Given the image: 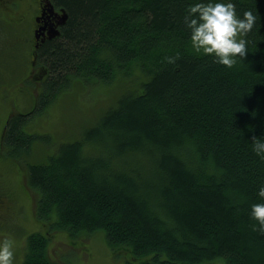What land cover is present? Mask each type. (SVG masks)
Here are the masks:
<instances>
[{
  "label": "trees",
  "instance_id": "obj_1",
  "mask_svg": "<svg viewBox=\"0 0 264 264\" xmlns=\"http://www.w3.org/2000/svg\"><path fill=\"white\" fill-rule=\"evenodd\" d=\"M50 2L68 17L37 47L26 28L34 15L22 25L21 13L8 20L0 4L15 38L0 62L17 66L25 56V82L44 85L32 110L9 113L0 140V156L25 158L36 217L51 221L48 232L28 236L21 264H72L48 251L58 229L102 232L115 254L128 252L124 264H264V231L250 216L264 200V158L253 150L254 138L264 140V0H236L241 15L251 8L257 20L232 67L191 49L189 0ZM119 76L141 87L127 82L81 139L30 162L34 114L75 80ZM1 185L0 217L8 218L15 196Z\"/></svg>",
  "mask_w": 264,
  "mask_h": 264
},
{
  "label": "rangeland",
  "instance_id": "obj_2",
  "mask_svg": "<svg viewBox=\"0 0 264 264\" xmlns=\"http://www.w3.org/2000/svg\"><path fill=\"white\" fill-rule=\"evenodd\" d=\"M21 7L26 8L27 3L24 1ZM36 10L37 4L34 8L29 6L26 10L29 18L35 15ZM19 13L14 12L13 15L17 16ZM0 22L3 23L2 27L0 26V51H3L15 43V38L9 34L8 27L1 17ZM29 42L32 43V39ZM17 51L19 53L18 48ZM24 57L19 58L20 64L17 66L6 61L0 62V140L9 113L15 110L16 113L25 114L34 108L43 94V79L34 85L25 82L29 61ZM14 59L16 60V57ZM131 80L138 90L140 83L131 77L119 76L112 82L73 81L44 111L34 114L26 126V130L37 136L34 141L35 151L29 156L30 162H45L48 156L58 151L62 143L81 139L85 131L115 105L127 82ZM32 86L37 89V94H32ZM0 168L1 187L14 194L16 203L11 213H8V218L0 217V238L8 234L14 236L15 264H21L25 257L28 236L38 231L48 232L51 221L39 220L36 217L34 209L37 195L34 197L27 186L28 165L25 158L4 154L0 156ZM48 251L55 260L72 264H122L126 259L124 253H128L119 251L115 254L100 231L70 237L66 230L59 229L51 232Z\"/></svg>",
  "mask_w": 264,
  "mask_h": 264
},
{
  "label": "clouds",
  "instance_id": "obj_3",
  "mask_svg": "<svg viewBox=\"0 0 264 264\" xmlns=\"http://www.w3.org/2000/svg\"><path fill=\"white\" fill-rule=\"evenodd\" d=\"M256 20L251 8L241 15L236 0H189L184 15L191 49L211 55L217 63L228 67L236 64L238 55H246L247 33ZM253 150L264 158V140L254 138ZM258 196L264 197V184L259 186ZM250 216L259 222L253 227L264 231V200L251 204ZM15 244L11 234L0 238V264H15Z\"/></svg>",
  "mask_w": 264,
  "mask_h": 264
},
{
  "label": "flooded vegetation",
  "instance_id": "obj_4",
  "mask_svg": "<svg viewBox=\"0 0 264 264\" xmlns=\"http://www.w3.org/2000/svg\"><path fill=\"white\" fill-rule=\"evenodd\" d=\"M27 3L26 8H22L23 2ZM32 0H0V4L4 3L6 4L7 12L4 13L3 11L0 10V12L6 14L4 17L8 19V17L15 16L11 12H20V20L22 25H24V22L28 20L27 17L28 14L26 13V10L29 9V6L31 5L32 8L35 7L34 3L31 2ZM37 4V12L35 13L32 23L29 26H26V28L30 29L33 31V42L34 45L37 47L41 41H45L49 37L50 34V24L53 23L56 27L60 29L62 26L61 22H59V14H61V8L62 7H57L55 4H52L50 0H38ZM51 4L53 6V12H50L49 8H51ZM19 16V15H18ZM37 17L40 18V20H37ZM9 20V19H8ZM39 34L40 37L37 39L35 36L36 30L39 29ZM51 35V34H50ZM5 218V217H4Z\"/></svg>",
  "mask_w": 264,
  "mask_h": 264
},
{
  "label": "water",
  "instance_id": "obj_5",
  "mask_svg": "<svg viewBox=\"0 0 264 264\" xmlns=\"http://www.w3.org/2000/svg\"><path fill=\"white\" fill-rule=\"evenodd\" d=\"M50 11H53V8L50 9ZM59 17H60V20H59V21H60L61 23H64L65 20H66V18H67V14H66V12H65L64 9H63V14H61ZM50 27H51V29H50V34H51V36L57 35V34L59 33V30L54 26L53 23L50 24ZM40 29H41V28H39V29L36 30V37H37V38L40 37V34L38 33Z\"/></svg>",
  "mask_w": 264,
  "mask_h": 264
},
{
  "label": "bare ground",
  "instance_id": "obj_6",
  "mask_svg": "<svg viewBox=\"0 0 264 264\" xmlns=\"http://www.w3.org/2000/svg\"><path fill=\"white\" fill-rule=\"evenodd\" d=\"M129 148V147H128ZM130 150H131V148H130ZM110 156H111V154H110ZM114 158V157H113ZM115 163V162H114ZM114 167V166H113ZM110 169V168H109ZM19 184V183H18Z\"/></svg>",
  "mask_w": 264,
  "mask_h": 264
}]
</instances>
